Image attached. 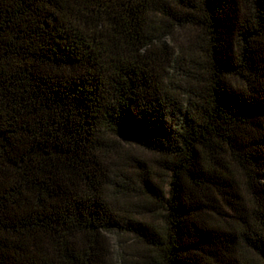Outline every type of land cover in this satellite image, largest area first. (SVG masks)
Returning a JSON list of instances; mask_svg holds the SVG:
<instances>
[{
	"label": "trees",
	"instance_id": "obj_1",
	"mask_svg": "<svg viewBox=\"0 0 264 264\" xmlns=\"http://www.w3.org/2000/svg\"><path fill=\"white\" fill-rule=\"evenodd\" d=\"M264 264V0H0V264Z\"/></svg>",
	"mask_w": 264,
	"mask_h": 264
},
{
	"label": "rangeland",
	"instance_id": "obj_2",
	"mask_svg": "<svg viewBox=\"0 0 264 264\" xmlns=\"http://www.w3.org/2000/svg\"><path fill=\"white\" fill-rule=\"evenodd\" d=\"M113 245H114V256L115 260L117 261V264H122V247H121V240L117 236H112L111 237ZM137 260H133V262H128V264H138L136 262Z\"/></svg>",
	"mask_w": 264,
	"mask_h": 264
}]
</instances>
